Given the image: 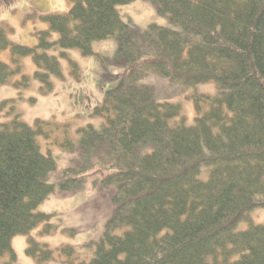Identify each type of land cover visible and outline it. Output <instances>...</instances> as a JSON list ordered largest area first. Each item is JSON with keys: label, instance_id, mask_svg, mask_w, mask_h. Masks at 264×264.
<instances>
[{"label": "trees", "instance_id": "trees-1", "mask_svg": "<svg viewBox=\"0 0 264 264\" xmlns=\"http://www.w3.org/2000/svg\"><path fill=\"white\" fill-rule=\"evenodd\" d=\"M135 1L71 0L68 12L40 17L48 29L33 47L0 26V55L11 53L0 59V86L28 87L21 60L31 57L34 77L52 92L60 58L79 76L67 51L95 56L93 43L110 38L115 55L101 60L122 77L93 109L97 127L31 126L13 105L0 121V264H18L14 237L41 224L42 235L59 231L54 214L36 211L42 203L86 186L109 191L111 216L86 245L89 261L71 246L58 249L66 264H264V0H150L169 24L144 30L118 9ZM210 82L216 94L192 96L188 125L171 100ZM42 140L69 156L65 166L52 147L42 152ZM26 254L40 264L57 257L32 237Z\"/></svg>", "mask_w": 264, "mask_h": 264}, {"label": "rangeland", "instance_id": "rangeland-1", "mask_svg": "<svg viewBox=\"0 0 264 264\" xmlns=\"http://www.w3.org/2000/svg\"><path fill=\"white\" fill-rule=\"evenodd\" d=\"M71 6V0H0V26L7 28V35L12 42L33 47L38 43L37 34L48 29L47 24L40 17L66 13ZM118 9L123 18L139 30H144L151 24L161 26L169 24L168 18L160 16L155 3L150 0H137L131 4L119 6ZM56 37L57 35L54 34V38ZM117 45L115 38L94 42L93 50L97 54L95 56H83L79 50L67 51L70 56L68 57L78 64L79 76H75L69 59L60 58L63 77H50L53 82L52 92H44V85L34 77L37 67L32 58H23L22 69L23 73L30 77L29 86L19 88L12 84L0 86V103L9 101L4 112H0V121L11 119L7 112L13 105L21 115V119L31 126H34L38 119L69 124L72 134H75L79 127L88 124L99 126L102 120L92 117L93 109L101 105L105 93L116 88L122 78L119 71L110 63L105 65L101 57L113 58ZM52 54L59 56V52H52ZM0 59L9 62L10 50L3 52ZM20 78L21 76H16L13 81L17 82ZM163 87L167 88L168 85L164 83ZM216 92V84L210 82L180 92V95L171 101L182 104L188 118L187 124L192 125L194 122L192 96L194 94L215 95ZM41 143L42 152L48 154L47 148L52 146H48L44 140ZM53 146H55L52 147L53 153L62 158L61 161L59 160V166H65L69 156L56 145ZM109 194V191L96 194L91 186H86L71 197H50L36 211L54 214L52 223L59 225L60 229L55 234L42 235L44 225L41 224L28 235L14 237L12 247L17 256V263L40 264L26 254L30 237L48 244L56 252L55 261L43 264H66L64 261L67 256L58 251L63 246H71L78 250V261H89L93 250L87 249L86 245L103 235L106 222L111 216L112 203ZM262 218L264 219V213ZM72 229L76 234L72 235L67 231ZM6 259L3 257L2 262Z\"/></svg>", "mask_w": 264, "mask_h": 264}, {"label": "bare ground", "instance_id": "bare-ground-1", "mask_svg": "<svg viewBox=\"0 0 264 264\" xmlns=\"http://www.w3.org/2000/svg\"><path fill=\"white\" fill-rule=\"evenodd\" d=\"M124 17V16H123Z\"/></svg>", "mask_w": 264, "mask_h": 264}]
</instances>
